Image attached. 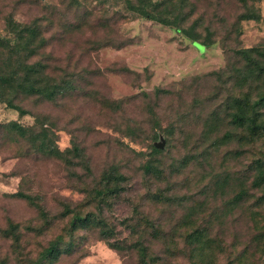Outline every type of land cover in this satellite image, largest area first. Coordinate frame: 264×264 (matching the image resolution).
Listing matches in <instances>:
<instances>
[{
  "label": "rangeland",
  "instance_id": "374dc122",
  "mask_svg": "<svg viewBox=\"0 0 264 264\" xmlns=\"http://www.w3.org/2000/svg\"><path fill=\"white\" fill-rule=\"evenodd\" d=\"M252 2L259 19L241 20L239 0H187L195 42L124 0H0V33L9 17L40 22L32 56L68 81L55 100L17 99L25 114L0 101V264H264V134L228 116L233 97L262 88L239 54L264 47V0ZM112 169L120 193L95 199ZM89 211L107 233L71 226ZM52 242L60 253L44 259Z\"/></svg>",
  "mask_w": 264,
  "mask_h": 264
},
{
  "label": "trees",
  "instance_id": "16d2710c",
  "mask_svg": "<svg viewBox=\"0 0 264 264\" xmlns=\"http://www.w3.org/2000/svg\"><path fill=\"white\" fill-rule=\"evenodd\" d=\"M126 8L143 16H149L158 23L175 27L185 35L191 37L195 42L201 37L194 25L186 27L187 21L196 13L193 8L186 9L187 0H124ZM245 8L239 15L241 20L259 19L260 14L252 0H239ZM36 20L34 23H26L9 17L6 20V29L9 35L0 33V101L9 108L17 110L20 114L27 113V110L17 103L22 96H37L40 99L55 100L58 95L64 93L68 88V81L65 78H57L53 75L50 64L41 58L34 59L32 56L38 49L46 46V37ZM202 46L208 44L206 41L199 42ZM126 44V43H125ZM124 44V45H125ZM246 60V68L252 75L260 80L261 89L258 86L242 94L235 96L231 101V112L228 114L230 122L238 128L246 129L255 137L264 134V121L260 118V108L264 107V47L256 46L243 48L240 52ZM245 78L243 74L242 79ZM258 89V90H257ZM257 90L256 98H252V91ZM160 93V89L156 91ZM115 107H120V102H112ZM8 126L14 133L22 138H28L30 132L35 133L32 127H26L17 121L2 124ZM254 137V138H255ZM44 151L50 154L61 155L60 150L53 149L52 145L43 144ZM158 153L162 150L152 146ZM80 147L76 144L73 150L80 154ZM48 150V151H47ZM70 149L68 150V152ZM151 164L146 166L151 171ZM257 174L254 178V186L264 185V160H258ZM124 174L119 170H109L102 177V186H95L91 192L94 198L106 199L108 195H118L122 188ZM16 195L31 199V196L23 192H16ZM69 210V209H68ZM106 221L104 218L93 214L91 211L82 214L75 212L71 220L74 228L100 227L101 232L105 231ZM60 247L52 242L44 250L43 258L54 260L60 253Z\"/></svg>",
  "mask_w": 264,
  "mask_h": 264
},
{
  "label": "water",
  "instance_id": "95a60500",
  "mask_svg": "<svg viewBox=\"0 0 264 264\" xmlns=\"http://www.w3.org/2000/svg\"><path fill=\"white\" fill-rule=\"evenodd\" d=\"M158 145H159V147H163L164 143H163V142H161V144H158Z\"/></svg>",
  "mask_w": 264,
  "mask_h": 264
}]
</instances>
